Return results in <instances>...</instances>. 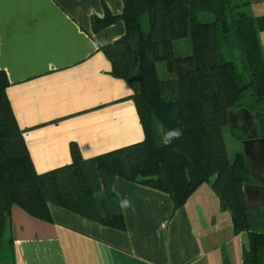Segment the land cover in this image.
Returning a JSON list of instances; mask_svg holds the SVG:
<instances>
[{"label":"trees","instance_id":"1","mask_svg":"<svg viewBox=\"0 0 264 264\" xmlns=\"http://www.w3.org/2000/svg\"><path fill=\"white\" fill-rule=\"evenodd\" d=\"M121 2L117 17L124 32L100 50L109 61V73L132 90L143 131L140 141L90 158H82L70 142V162L36 173L5 96L7 80L0 70V264H13L8 233L12 203L44 220L49 219L47 204L52 203L123 229L111 188L114 175L166 192L172 210L199 183L209 182L219 208L229 213L232 233L246 234L241 264H264V228L251 225L244 196V187L253 183L249 165L242 151L228 158L222 133L231 113L240 110L255 115L264 132V62L258 39L264 14L252 15L249 0ZM208 13L209 19L198 18ZM115 19L105 9L101 17L92 16V30ZM183 37L189 39V52L176 55L173 40ZM159 61L171 77L157 75ZM246 88L256 108L240 101ZM176 129L182 136L165 144L168 133ZM236 137L241 140L243 135Z\"/></svg>","mask_w":264,"mask_h":264},{"label":"crops","instance_id":"2","mask_svg":"<svg viewBox=\"0 0 264 264\" xmlns=\"http://www.w3.org/2000/svg\"><path fill=\"white\" fill-rule=\"evenodd\" d=\"M105 9L116 19L93 31L92 16L101 17ZM121 10V0H0L5 96L36 173L70 162V142L90 158L143 138L132 90L109 73L100 50L123 34ZM249 11L264 14V0H249ZM258 39L264 62V30ZM246 149L256 152L255 146ZM257 182L247 193L258 201L264 182ZM111 188L119 207L129 201L120 207L123 229L52 203L44 220L12 203L13 264H205L217 244L211 231L219 229L221 218L230 219L207 181L173 210L170 196L150 186L114 175ZM245 201L250 208L247 195Z\"/></svg>","mask_w":264,"mask_h":264},{"label":"rangeland","instance_id":"3","mask_svg":"<svg viewBox=\"0 0 264 264\" xmlns=\"http://www.w3.org/2000/svg\"><path fill=\"white\" fill-rule=\"evenodd\" d=\"M211 17L210 13L206 15H198V18L201 20H206ZM190 46H189V39L188 37H183L179 39L173 40V51L176 55L185 54L189 52ZM236 65H239L240 60L239 58H234ZM156 73L159 77H171L170 73H167L164 63L162 61H159L155 65ZM243 96L241 98V102H243L244 105H247L248 107L256 108L258 105L256 101H254L253 96H250L249 89L246 88L242 92ZM241 111V110H240ZM236 112H232L229 117V121L222 127V133H223V139L225 143V149L226 154L228 158L231 160L234 153L236 151H242L244 153V143L241 140L237 139V135H242L244 133L243 124L241 121V118H239V115ZM159 129V126H157ZM261 133V129H254V134L258 135ZM245 155V154H244ZM246 156V155H245ZM249 158L246 156L247 162H249V169L252 175L253 183L246 185L244 187V196L248 198V202L250 204L249 208V221L251 225L256 229L264 228V209L262 205L264 204V194L260 197V199H256L255 195H252L251 192L247 193L246 188L250 187V185H254L255 182L259 181L264 182V178H260L258 175L264 174V160H261L259 163L255 161H248ZM258 171V175H257ZM264 176V175H263ZM258 180H257V179ZM256 183L257 185L259 184ZM262 204V205H261ZM259 205V209L255 210L252 208L253 206L257 207ZM258 208V207H257ZM226 218V217H224ZM218 221V219L216 220ZM220 227L215 232L211 231V238L217 242L215 244V250L211 253L212 257H210L207 261H205V264H241L240 260V254H241V248L245 246L246 244V234L245 232H240L236 234H226L227 228H231V222L230 219H220ZM210 230V229H209ZM231 230V229H230Z\"/></svg>","mask_w":264,"mask_h":264},{"label":"flooded vegetation","instance_id":"4","mask_svg":"<svg viewBox=\"0 0 264 264\" xmlns=\"http://www.w3.org/2000/svg\"><path fill=\"white\" fill-rule=\"evenodd\" d=\"M237 114L239 115V118H241L243 124V128H244V133L242 134L243 138L253 137L251 136V134H254V129L256 128L261 129L257 125L259 120L255 115L249 114L244 110L239 111V113ZM257 136H264V132L262 131V129H261V133L258 134ZM255 139L256 138H250L249 141L244 143V146L245 147L248 146L249 148H254L255 146L256 152L254 154L250 153V157L255 159V161L257 162H260L261 160H264V142Z\"/></svg>","mask_w":264,"mask_h":264},{"label":"clouds","instance_id":"5","mask_svg":"<svg viewBox=\"0 0 264 264\" xmlns=\"http://www.w3.org/2000/svg\"><path fill=\"white\" fill-rule=\"evenodd\" d=\"M181 136H182V132H181L179 129H176V130H174V131H171V132L168 133V136L165 138L164 143H165V144H168V143L170 142V140H171L172 137L180 138ZM120 207H121L122 209H126L127 207H129V201L126 200V199L123 200V201L121 202Z\"/></svg>","mask_w":264,"mask_h":264},{"label":"water","instance_id":"6","mask_svg":"<svg viewBox=\"0 0 264 264\" xmlns=\"http://www.w3.org/2000/svg\"><path fill=\"white\" fill-rule=\"evenodd\" d=\"M251 136H253V137L243 138L242 139L243 143L249 141L250 138H256L255 140L264 142V136H256V134H252ZM244 154H247L248 156L250 155L245 146H244ZM249 190H250L249 187L246 188V192H248Z\"/></svg>","mask_w":264,"mask_h":264}]
</instances>
